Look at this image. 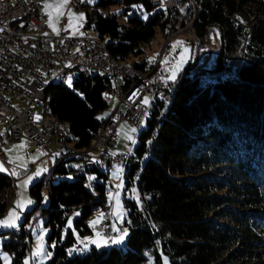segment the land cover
<instances>
[{"label": "trees", "instance_id": "1", "mask_svg": "<svg viewBox=\"0 0 264 264\" xmlns=\"http://www.w3.org/2000/svg\"><path fill=\"white\" fill-rule=\"evenodd\" d=\"M119 2L139 5V11L129 15L125 9L127 23L121 25L115 14L97 8L88 13L86 28L94 27L111 57L146 71L145 61H128L144 53L158 28L168 38L184 20L147 0H100L95 7ZM181 2L188 4L185 21H193L197 37L216 27L221 48L210 69L181 75L167 99L150 106L125 165L128 188L136 182L139 192V202L125 200V247L71 253L75 231L92 233L88 218L110 208L111 183L106 168L68 167L69 159L30 188L38 203L43 188L49 190L41 213L53 252L47 264H264V0ZM111 90L109 79L80 71L73 87L49 85L47 113L69 123L76 148H89ZM12 187L9 174L0 171V216L13 199ZM29 214L21 230L6 232L3 246L12 264H23L28 254Z\"/></svg>", "mask_w": 264, "mask_h": 264}, {"label": "built area", "instance_id": "2", "mask_svg": "<svg viewBox=\"0 0 264 264\" xmlns=\"http://www.w3.org/2000/svg\"><path fill=\"white\" fill-rule=\"evenodd\" d=\"M147 1L158 10L181 12L178 0ZM70 6L79 10L89 7L94 14L97 10L89 5V0H71ZM45 29L46 15L40 0H0V161L13 183L30 170L9 163L5 149L21 140L24 129L31 155L36 152L51 155L55 147L60 163L73 159L83 164V169L96 165L111 169L119 160L127 162L130 155L115 151L121 122L128 119L136 127L143 125L150 105L157 98H166V91L170 90L156 70L139 72L132 65L112 58L100 38L74 37L66 31L49 36ZM76 70L98 76L110 74L113 90L106 92V97L118 99L94 146L81 151L69 148V123L49 118L47 113L48 81L64 77L66 85ZM148 93L151 98L147 106L143 98ZM98 145L102 147L101 153L92 156L91 149ZM110 219V213L105 214L97 226L109 237L114 235L112 226L106 223Z\"/></svg>", "mask_w": 264, "mask_h": 264}, {"label": "rangeland", "instance_id": "3", "mask_svg": "<svg viewBox=\"0 0 264 264\" xmlns=\"http://www.w3.org/2000/svg\"><path fill=\"white\" fill-rule=\"evenodd\" d=\"M99 1L100 0H92L91 2H89V5L96 6V4ZM70 2L71 0H68L67 4H65L64 7L61 9L63 15H58L55 10V6L57 4L62 3V0H40V3L42 4L43 7V12L46 15L45 34L49 36H55L61 33L62 31H66L71 36L74 37L91 36L94 38H98L97 37L98 34L94 29V27L86 28V24L88 21V13L90 12L89 7H87L86 9L79 10L71 7ZM191 3L195 5V1L194 3L193 2ZM46 5H52L53 7L49 8L46 7ZM178 5L181 11L180 13H178V16L182 20H184L185 26L180 28L177 32L173 33L168 38H166L163 32L158 28L154 39L149 44H146L143 47L144 53L140 57H132L128 61V63H133L134 61L143 63L145 61L147 65L146 71L152 72V70H156V72L159 73L162 79L167 84H169L170 90L173 89L176 80L181 75L183 76L184 72H186L188 76L189 74H191L190 73L191 71L193 74H200L201 72H203V70L210 69V67L214 64L215 58L219 54L221 48V39L218 29L216 27H209L202 38L197 37L196 31L194 29L193 21L190 22L185 21L184 12L188 5L187 2L183 3L181 2V0H178ZM97 8L103 14H108V16L115 14L120 24L123 25L127 23V18H128L127 15L123 14V11L128 8L129 15H131L133 14V12L139 11L140 7L139 5H132L128 7L125 2H119L115 4H110L105 9L101 7H97ZM195 11H196V7H195ZM81 14L83 15L82 20L79 19ZM140 16L142 18H146L148 14L145 11H141ZM70 23L72 26H70ZM177 42H181V43L177 44ZM211 49L212 52H210ZM206 50L208 51V54H206L207 59L203 60L204 52ZM213 52H214V57L211 59V62L209 61V64H207V60L211 58L210 55ZM189 63H190L189 70H185V68ZM203 64L205 65L203 66ZM136 70L139 71L138 69ZM80 71L83 70H76L72 75H70V77L67 80V85L69 87H73L74 79ZM173 74H175L176 77L174 80L170 79V77ZM170 90L166 91L167 93L166 98H160V99L166 100L168 97V92ZM105 97H106V92H105ZM150 98L151 96L149 93L145 94L143 98V102L147 106L150 105ZM106 99L109 103V108L112 109L111 110L112 113V111L116 108L118 104V99L115 98L112 100H108L107 97ZM15 105L20 107V104L15 103ZM106 121L102 123L103 124L102 127L105 125ZM145 122L140 127L139 126L136 127L128 119H124L119 125L120 136L118 137V141L115 146V151L127 152L129 154L133 152L134 148L136 147L139 141L138 136L146 126ZM102 127L100 128L99 134L102 132ZM96 140L89 148H84V149H90L92 146H94ZM29 144L30 143L26 137L25 129H24L22 131L21 140L14 142L5 149L9 163L20 169H29L30 172L23 178L16 180L15 183L12 182L13 199L10 205L8 206L6 212L0 216V220H4L8 217L10 212L15 211L18 217L15 221V225L12 227L0 225V264H12V257L10 253L6 251L3 246L4 242L9 237V235L6 232L8 231L18 232L19 230H21L22 223L25 221V219L27 220L28 218V213H30L29 214L30 219L29 221L26 222L25 226H26V230L30 233V235L28 236V241L30 246H29L28 254L24 258L23 264H25V261H27L28 264H47L53 253L52 250L50 249V245L47 242V237L50 232V229L46 227L45 225L46 220L41 216L42 209L47 207L50 203L49 190L46 187L43 188L42 190L43 198L42 201L38 203L32 197L30 193V188L35 183L40 181L45 175L51 178L52 177L51 175L55 171V166L60 162L61 158L60 155L57 153L55 147H53V153L51 155L41 156L37 152L31 155L28 151ZM95 148L91 149L90 154ZM126 163L127 162H125L123 165L113 164L110 170L108 166L106 167V171H110L108 172L109 180L111 183L110 208H108L104 212L103 210L100 209L88 218V225L90 226V228H92L93 230L92 233L81 235L78 231H75L77 243L70 250L72 254L78 253L84 255L89 253L91 248L96 247V245L88 243V239H97L96 236L97 233H100L101 236L104 238H114V237H118L121 234V232H123L124 230H127L128 232L127 226H125V222L128 219V209L125 206V200L132 199L139 202V192L136 186V182L132 184L130 188H128L127 177L124 175ZM66 165L68 167L78 168L76 161L73 159L72 161L66 162ZM0 168L3 169L0 171L8 174V170L1 161H0ZM38 172L39 175H37ZM56 178H58V174L56 175ZM25 181H27V184L24 183ZM29 200L31 201V203H27V201ZM19 202H23L22 208L17 206ZM107 213H110L111 216V219L108 220V222L106 221V223L109 226H112L113 229L114 235L113 236L111 235V237L107 236V234H104L102 231H100L97 228V226H99L102 223V221L104 220V215ZM101 214H103V216L100 219L99 223H96L95 226H93L92 222L96 221L98 217H101ZM74 218L75 216L70 217L68 222V228H73ZM127 237L128 235L125 237L124 241L120 244H113L109 242L107 245H103L99 247L98 250L101 251L105 248L109 249L113 246L125 247ZM38 238H42L40 240V243L43 244L44 250L41 255L36 256L34 255V253L37 250ZM85 245H87V247H85Z\"/></svg>", "mask_w": 264, "mask_h": 264}, {"label": "snow or ice", "instance_id": "4", "mask_svg": "<svg viewBox=\"0 0 264 264\" xmlns=\"http://www.w3.org/2000/svg\"><path fill=\"white\" fill-rule=\"evenodd\" d=\"M68 0H62V3L60 4H57L55 6V10L57 12L58 15H63V12L61 11V9L64 7L65 4H67ZM89 2H91V0H89ZM46 7H53L52 5H46ZM51 15V14H49ZM71 16V14H70ZM79 19H83V15L81 14V16L79 17ZM70 26L71 23H70ZM181 42H177V44H179ZM175 74H173L170 79H175ZM0 170H3L2 168H0ZM37 175H39V172L37 173ZM25 184H27V181L24 182ZM27 203H31V201H27ZM18 207L22 208L23 207V202H19ZM103 214H101V217H98L96 221H93L92 224L93 226H95L96 223H99L100 219L102 218ZM17 214L15 211H12L9 213L8 217L4 220H0V225H5V226H9V227H12L15 225V221L17 219ZM115 230V229H114ZM128 235V232L127 230H124L123 232H121V234L118 236V237H114V238H104L101 236L100 233H97L96 236H97V239H88V243L90 244H95L97 248L103 246V245H107L109 242L113 243V244H120L124 241L125 237ZM42 238H38V243H37V250L36 252L34 253V255L36 256H39L42 254L43 252V244L40 243V240ZM85 247H87V245H85ZM25 264H28L27 261H25ZM165 264H167V261L165 260Z\"/></svg>", "mask_w": 264, "mask_h": 264}, {"label": "bare ground", "instance_id": "5", "mask_svg": "<svg viewBox=\"0 0 264 264\" xmlns=\"http://www.w3.org/2000/svg\"><path fill=\"white\" fill-rule=\"evenodd\" d=\"M113 1H117V0H113ZM195 0H193V2H194ZM93 7H95V6H93ZM216 36V35H215ZM218 39V38H217ZM212 40H214V39H212ZM213 50H214V48H213ZM210 52H212V49L210 50ZM214 53V52H213ZM213 53L210 55V59L209 60H207V64H209V61L211 62V59L214 57V55H213ZM206 54H208V51L206 50L205 52H204V56H203V60H206L207 59V55ZM205 64H203V66H204ZM202 66V65H201ZM210 66V65H209ZM72 75V74H71ZM101 76L102 77H105V78H108V79H110V74H101ZM52 83H61V84H63L64 85V77H56V78H52L51 80H49L48 81V87H49V85H51ZM48 90V89H47ZM49 118H55V117H53V116H51V115H49ZM141 126V125H140ZM139 126V127H140ZM69 148H71L72 150H74V151H81V149H78V148H76V146L73 144V143H71V142H69ZM126 162V160H119V164H124ZM77 165H78V167L79 168H83V164H81V163H77ZM110 170V169H109ZM110 172V171H109Z\"/></svg>", "mask_w": 264, "mask_h": 264}, {"label": "water", "instance_id": "6", "mask_svg": "<svg viewBox=\"0 0 264 264\" xmlns=\"http://www.w3.org/2000/svg\"><path fill=\"white\" fill-rule=\"evenodd\" d=\"M110 114H111V110L107 109V110H105L104 112L98 114V115L96 116V120H97L99 123L102 124V123H104V122L107 120V118L110 116Z\"/></svg>", "mask_w": 264, "mask_h": 264}, {"label": "crops", "instance_id": "7", "mask_svg": "<svg viewBox=\"0 0 264 264\" xmlns=\"http://www.w3.org/2000/svg\"><path fill=\"white\" fill-rule=\"evenodd\" d=\"M110 109V108H109ZM112 110V109H110ZM120 136V135H119ZM102 148L100 146L96 147L92 152H91V155L94 156V155H97L101 152ZM97 248V247H96Z\"/></svg>", "mask_w": 264, "mask_h": 264}]
</instances>
